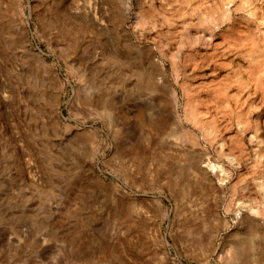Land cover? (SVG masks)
Here are the masks:
<instances>
[{
  "label": "rangeland",
  "instance_id": "rangeland-1",
  "mask_svg": "<svg viewBox=\"0 0 264 264\" xmlns=\"http://www.w3.org/2000/svg\"><path fill=\"white\" fill-rule=\"evenodd\" d=\"M0 264H264V0H0Z\"/></svg>",
  "mask_w": 264,
  "mask_h": 264
},
{
  "label": "bare ground",
  "instance_id": "bare-ground-1",
  "mask_svg": "<svg viewBox=\"0 0 264 264\" xmlns=\"http://www.w3.org/2000/svg\"><path fill=\"white\" fill-rule=\"evenodd\" d=\"M99 18L101 19V21L104 20L105 13L100 11ZM171 94L173 95L174 99H176L175 90H172ZM211 168L212 170H215L218 168V165L216 163H211ZM261 224L262 223L260 224L256 223L255 219L249 218L250 230L246 231L245 233L237 234V238H236L237 247L234 250L233 256H235L236 258H246V259H253L256 256L257 254L256 248H257L258 238H259L258 233L261 230Z\"/></svg>",
  "mask_w": 264,
  "mask_h": 264
}]
</instances>
